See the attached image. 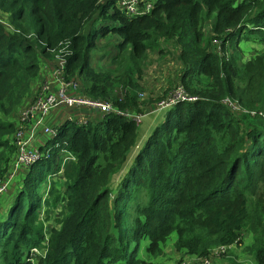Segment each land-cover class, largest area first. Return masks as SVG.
<instances>
[{
  "label": "trees",
  "instance_id": "obj_1",
  "mask_svg": "<svg viewBox=\"0 0 264 264\" xmlns=\"http://www.w3.org/2000/svg\"><path fill=\"white\" fill-rule=\"evenodd\" d=\"M0 13L12 27L0 24V178L15 155L18 114L59 49L66 78L120 111L93 123L64 121L46 140L50 157L24 171L0 218V264H151L138 255L143 242L156 253L173 232L174 246L199 258L250 233L255 264H264V53L245 60L238 48L264 42V0H155L140 15L114 0H0ZM109 33L121 38L116 49L129 50L127 66L96 70L91 51ZM160 40L178 46V84L196 99L166 109L113 187L138 148V125L122 112L141 114L156 103L146 108L136 91L147 51ZM224 98L262 116L234 113ZM61 149L74 160L62 173L64 190L43 199L63 203L47 236L38 190L47 172L59 170ZM45 241V256L29 261ZM222 257L213 264H241L228 250Z\"/></svg>",
  "mask_w": 264,
  "mask_h": 264
},
{
  "label": "built area",
  "instance_id": "obj_2",
  "mask_svg": "<svg viewBox=\"0 0 264 264\" xmlns=\"http://www.w3.org/2000/svg\"><path fill=\"white\" fill-rule=\"evenodd\" d=\"M154 1L155 0H114L115 6L127 15H140L150 12L153 8ZM0 24L12 28L9 24L8 16L3 13H0ZM213 43L217 44V52L223 54L221 52L222 48L220 41L214 39ZM62 51H64L62 48L58 50V53L49 65L48 74H46L39 83L37 93L19 113L17 129L14 134L15 155L9 163L8 170L0 178V196L8 191L16 175L22 178L23 173H25L24 171H27L33 163L50 157L52 144L50 146L46 145V140H52L58 136V126L61 124L55 123V116H52L54 111L69 109L71 112L65 114L62 123L64 121H69L78 124L89 122L93 111L100 114L99 119H102L104 115L109 112H120L119 109L113 107L110 102L93 98L83 92L79 80L75 78H66L64 70L65 60L60 55ZM143 98L144 94H139V99L143 100ZM195 99L196 97L186 93L182 85L176 84L171 91H168L163 99L155 103L151 111H145L141 114H134L129 111H124L122 113L129 117H133L137 125H140L146 113L165 110L180 101H192ZM222 103L234 113L243 111L250 115L258 114L262 116L261 112H248L242 109L236 101L230 98H224ZM80 110H82V112H80ZM85 110H89L90 114L85 112ZM53 147H58V143H55ZM59 160L60 168L57 172L62 171L63 173V167L66 162L73 161L74 157L65 149H61ZM55 173L56 172L50 173L48 176L50 180ZM234 245L235 244L220 245L211 250L210 256L202 258L197 257V261L191 264H213V260L220 258ZM45 254L46 241L43 247L36 246L30 249L28 260L33 262L31 260L32 257H36V260L38 257H44Z\"/></svg>",
  "mask_w": 264,
  "mask_h": 264
},
{
  "label": "rangeland",
  "instance_id": "obj_3",
  "mask_svg": "<svg viewBox=\"0 0 264 264\" xmlns=\"http://www.w3.org/2000/svg\"><path fill=\"white\" fill-rule=\"evenodd\" d=\"M98 20V19H95ZM90 23L87 25L88 28ZM208 31V28H207ZM121 42V38L116 33H109L102 37L98 42L96 48L91 51V65L96 70L105 71L107 69H112V71H116L119 65L122 67L127 66L128 59H129V50H122L119 51L117 48L118 44ZM160 44H158L152 50L147 51L146 58L143 62V70L140 77L145 75L148 76L146 79L147 83H151L150 86H143L144 90L141 88L137 90L136 94H144L143 102L146 104L148 101L151 100V103H155L161 99H163L168 91H171L173 87L178 84L179 74L181 72V64L178 60V46L172 40H160ZM212 48L217 50V44L212 43ZM238 48L243 53L244 59L247 60L251 57L254 53H264V42L262 44L255 42V41H241L239 43ZM116 56H118L116 58ZM152 74H151V72ZM160 72L163 83L168 84L169 82H173L172 85L166 87L164 92L165 94H161L157 97L148 96L150 93V89L155 91L154 89L155 84L158 83L156 80L157 78H152L158 75ZM156 80V81H155ZM151 87V88H150ZM122 88V87H120ZM147 88V89H146ZM25 106V104H24ZM22 107V109L24 108ZM21 109V110H22ZM20 113V112H19ZM153 114V113H150ZM164 112L160 111L157 115L163 116ZM19 116V114H18ZM163 118L156 123L159 124ZM155 125V126H156ZM142 128L143 125H138L137 134H138V141L141 142L143 139L142 137ZM154 128V127H153ZM152 128V129H153ZM152 129L150 133L152 132ZM150 133L147 135L149 136ZM139 146V145H138ZM142 145H140L141 147ZM136 155V148L131 149L127 156V160L125 161L127 165H124L123 168L120 170L119 173H116L113 178V187L118 184L120 178L123 176L124 172L126 171V167L133 162V159ZM67 164V163H66ZM65 164V165H66ZM63 167V170L65 168ZM24 174V173H23ZM50 172L45 174L46 183H43V186L40 187L38 190V194L41 195L42 199V207L39 213L40 220L43 223V227L45 229V233L49 236V230L51 227H58V222L62 217V207L63 203L57 201L55 204H51L50 201H54L53 197L59 195L63 190L67 183V178L62 175L61 172H56L53 174L51 180ZM21 176L16 175L12 180V184L10 185L8 192L4 193L0 196V218L3 217L5 212L7 211L10 202L12 201L16 191L18 190V185L20 182ZM21 184V182H20ZM52 193H51V192ZM49 199V203L46 201L43 202V199ZM246 233V232H245ZM243 240L240 244L234 245L229 252L234 253L241 262V264H255L254 261V250L251 248L253 239L250 233H246L243 236ZM176 239V234L173 232L166 242L161 245L160 251L156 253H151L144 250V245L146 244L143 242L142 246L139 250V257L144 259L145 261L151 264H191L197 261V256L186 254L183 251L174 246V241ZM41 252V251H40ZM36 257H32L31 260L34 261ZM224 260V258L220 257L218 259L213 260V262H219Z\"/></svg>",
  "mask_w": 264,
  "mask_h": 264
},
{
  "label": "crops",
  "instance_id": "obj_4",
  "mask_svg": "<svg viewBox=\"0 0 264 264\" xmlns=\"http://www.w3.org/2000/svg\"><path fill=\"white\" fill-rule=\"evenodd\" d=\"M51 64V62H47V64H45L44 66H43V68L41 69V72H40V74H39V77H38V80L35 82V84H34V86H33V91H32V94H31V96L29 97V99L25 102V106L31 101V99L33 98V96L37 93V91H38V87H39V83H40V81H41V79L46 75V74H48V70H49V65ZM151 72V71H150ZM159 74L158 75H156V76H154V77H152V78H157L156 80L158 81V83L157 84H155V86H154V89H156L155 91H153L152 89H150V91H149V95L148 96H152V97H157V96H159V95H161V94H165L166 92H164V90L166 89V87H168L169 85H172V81L171 82H169L168 84H164L163 83V79H162V76H161V73L160 72H158ZM151 74H152V72H151ZM148 78V76L147 75H145V77H144V80H142L143 79V76L140 78V84H141V88L143 89L144 87V85L147 87V86H150L151 85V83H147L146 82V79ZM155 80V81H156ZM150 84V85H149ZM151 88V87H150ZM147 89V88H146ZM144 90V89H143ZM137 92V91H136ZM149 106V105H148ZM147 106V104H146V108L148 107ZM69 112H71L69 109H61V110H57V111H54V113L52 114V116H55V123H62V119L64 118V116H65V114H68ZM80 112H82V110H80ZM85 112H87V113H89L90 114V112H89V110H85ZM160 111H156V112H152L153 114H150V113H146L144 116H143V118H142V122H141V124L140 125H143V128H142V141L141 142H137V145H139V146H136V147H138V148H136V152H137V150L140 148V145H142L143 144V142L145 141V139H146V137H147V135L150 133V131H151V129L153 128V127H155V125H156V123L158 122V121H160L162 118H163V120H164V117H165V113H166V110L165 111H163L164 112V114H163V116H160V115H157V113H159ZM92 114V117H90L91 118V122L93 123L94 121H96V120H98L99 119V117H100V114L98 113V112H96V111H93V113H91ZM162 120V121H163ZM161 121V122H162ZM160 122V123H161ZM153 130V129H152ZM239 259V258H238Z\"/></svg>",
  "mask_w": 264,
  "mask_h": 264
},
{
  "label": "bare ground",
  "instance_id": "obj_5",
  "mask_svg": "<svg viewBox=\"0 0 264 264\" xmlns=\"http://www.w3.org/2000/svg\"><path fill=\"white\" fill-rule=\"evenodd\" d=\"M166 110V109H165ZM165 110H160V111H165Z\"/></svg>",
  "mask_w": 264,
  "mask_h": 264
}]
</instances>
